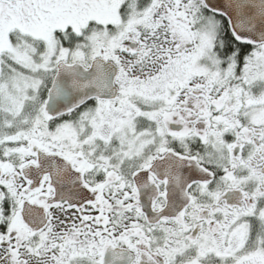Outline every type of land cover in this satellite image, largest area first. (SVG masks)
<instances>
[{
  "label": "snow or ice",
  "instance_id": "1",
  "mask_svg": "<svg viewBox=\"0 0 264 264\" xmlns=\"http://www.w3.org/2000/svg\"><path fill=\"white\" fill-rule=\"evenodd\" d=\"M0 264H264V0H0Z\"/></svg>",
  "mask_w": 264,
  "mask_h": 264
}]
</instances>
